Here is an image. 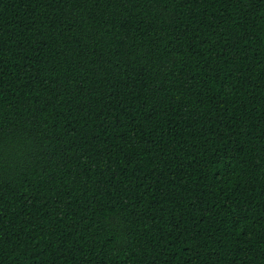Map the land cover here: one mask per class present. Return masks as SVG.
Here are the masks:
<instances>
[{
	"label": "trees",
	"instance_id": "obj_1",
	"mask_svg": "<svg viewBox=\"0 0 264 264\" xmlns=\"http://www.w3.org/2000/svg\"><path fill=\"white\" fill-rule=\"evenodd\" d=\"M0 264H264V0H0Z\"/></svg>",
	"mask_w": 264,
	"mask_h": 264
}]
</instances>
